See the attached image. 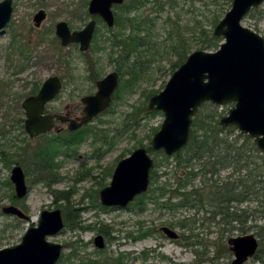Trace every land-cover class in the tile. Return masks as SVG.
I'll return each instance as SVG.
<instances>
[{
    "label": "rangeland",
    "instance_id": "374dc122",
    "mask_svg": "<svg viewBox=\"0 0 264 264\" xmlns=\"http://www.w3.org/2000/svg\"><path fill=\"white\" fill-rule=\"evenodd\" d=\"M88 1L13 0L10 22L0 31V132L3 124L15 120L19 112H23L22 101L50 76L59 75L64 87L60 95L48 104L47 111L69 112L76 117L83 114L81 97L97 90V80L115 70L120 74L119 88L110 108L81 133L79 143L72 146L61 144L50 186L32 170L36 169L35 149L46 146L51 135L30 139L26 134L29 141L25 140L24 159H28L32 166L26 173L29 186L26 198L16 197L10 179L16 163L6 166L0 158V248L19 243L26 229L36 225L42 210L60 208L63 216L67 212L70 218L77 219L78 227H66L65 221L60 234L50 237V240L66 246L59 264H103L105 258L113 263L120 256L127 264H232L234 255L227 240L253 233L260 245L261 237L257 231L260 229L258 226L264 224V205L259 207L257 202L249 203L253 210L262 212L257 211L247 222L246 228L251 226L248 232L236 229L232 235L226 232V238L220 239L222 232L211 215L203 211L196 213L195 209L186 207L173 213L161 204L165 197L156 199L160 205L149 201L144 206L132 204L126 209H103L99 198L100 189L110 183L118 161L137 147L149 148L163 123L164 114L149 111L147 106L150 97L164 89L181 65L178 54L165 48L171 43L169 32L177 30L174 37L179 36L183 41L187 55L197 49L215 51L222 43V37H218L221 41L216 49H204L202 46L214 35L216 25L230 10L232 2L147 0L142 9L123 16H147L150 23L154 21L156 26L151 29L152 39L161 44L140 47L141 55L134 57V62H126L119 57L123 47L112 41L114 34H119L122 39L128 37L131 31L127 25L117 24L108 28L98 19L91 46L85 52L80 51L79 44H61L55 32L56 24L66 21L71 30L82 29L92 18L87 9ZM40 9L46 10L47 17L37 27L33 17ZM115 11L119 13V10ZM242 23L264 36V3L257 10L252 9ZM144 33L140 31L141 35ZM214 105L218 106L221 119L234 104ZM211 109L212 106L206 104L199 111L203 115ZM66 131L62 136L69 139ZM235 138V135L231 136V139ZM241 141L238 139V144ZM150 154L159 174V180L153 187L181 183L188 185L187 190L191 185L199 184L200 178H180L183 171H175L173 158L166 160L163 151L152 150ZM232 171V168L225 169L220 175L225 178ZM63 193L66 200L61 199ZM13 196L18 200L13 201ZM10 204L21 208L30 220L4 213L3 206ZM246 205L244 203L241 207ZM192 216L197 218L193 228L183 227L189 224L187 218ZM163 226L176 230L178 238L167 237L161 231ZM102 227L109 230V237L101 232ZM98 234L105 237L106 247L102 250L94 243ZM252 258L245 264H253Z\"/></svg>",
    "mask_w": 264,
    "mask_h": 264
},
{
    "label": "water",
    "instance_id": "95a60500",
    "mask_svg": "<svg viewBox=\"0 0 264 264\" xmlns=\"http://www.w3.org/2000/svg\"><path fill=\"white\" fill-rule=\"evenodd\" d=\"M123 0H91L89 11L99 15L109 27L115 26L114 4ZM264 0H233L232 6L214 29V35L223 41L215 51L197 49L173 72L166 86L152 95L147 109L161 111L164 120L154 134L151 148L172 156L189 142L192 123L199 107L205 102L217 105L233 103L220 119L223 126H235L241 133L254 139L264 153V36L243 25V19L252 9L260 7ZM12 0L0 2V30L12 15ZM46 18L41 9L34 17L39 26ZM96 28L92 19L83 29L72 31L68 23L56 25L61 44L79 43L80 51L89 50ZM119 85V74L108 73L96 82L94 94L82 98L83 115L70 119L69 129L75 130L104 113L111 105L113 94ZM63 87L59 76H50L36 94L22 101L26 114L25 129L30 136L54 129V120L66 121L64 115L46 113V105L54 100ZM155 159L145 146L135 148L121 159L113 172L110 183L99 191L103 206H127L137 196L148 192ZM16 197L28 193L26 175L22 166L15 164L11 170ZM4 213L29 221L30 216L14 204L5 205ZM65 228L60 208L41 211L36 225L29 226L19 243L0 248V264H59L66 246L50 240ZM161 231L171 239H177L176 230L163 226ZM234 255L232 264H245L259 248V240L253 233L230 237L227 240ZM98 248L106 246L103 235L95 238Z\"/></svg>",
    "mask_w": 264,
    "mask_h": 264
},
{
    "label": "trees",
    "instance_id": "16d2710c",
    "mask_svg": "<svg viewBox=\"0 0 264 264\" xmlns=\"http://www.w3.org/2000/svg\"><path fill=\"white\" fill-rule=\"evenodd\" d=\"M227 1L232 2L233 0ZM146 3L147 0H126L124 6L120 7L122 10L117 15L116 25H127L131 33L126 39H122L119 34H114L112 42H118L117 46L123 47L119 52V57L123 61L134 62L133 58H138L141 55L140 47L151 43L155 46L161 44L152 39L153 31L151 29L156 26L154 21L150 23L147 16L133 15L128 18L123 16V14L128 15L142 9ZM257 9H253V11ZM173 30L177 32L176 29ZM140 31L145 33L141 35ZM175 32H169L171 43L166 44L165 48L177 53L178 63L182 64L188 56L187 50L179 36L178 38L174 37ZM219 41L221 39L213 35L207 43L203 44L202 48L216 49ZM37 90L34 89L32 93H36ZM206 104H210L212 109L209 110V113H203L202 115L199 109ZM200 107L193 118L192 132L188 144L172 156L165 154L166 160L173 158L174 164L172 167L175 168V171H183V176L179 174L180 178L186 176L192 177V180L200 178L199 184H193L187 190L188 185L181 183L176 186L163 184L153 187V184H157L159 180L158 171L154 168L151 173V185L148 192L139 195L135 199V204L144 206L151 201L160 205L156 199L165 197L161 204L173 213L182 207L195 209L196 213L203 211L205 214L211 215V219L220 227L222 232L220 239H225L224 234L226 232H229L230 235L236 229L241 230L243 233L248 232L251 226L246 228L247 222L252 219L257 211L262 212L261 210H253L248 205L250 202H257L259 207L264 205V153L258 149L254 140L247 134L241 132L236 134L235 132L238 129L235 126L225 127L220 124L222 114L219 112L218 106L212 104V102H205ZM87 128L89 127L85 126L78 131L70 132L71 139L69 140L63 138L62 134H45L42 136L51 135L52 138L46 146L41 145L35 149L37 161L36 164H33L36 169L32 171L36 173L40 180L45 181L50 186V177L54 174L55 159L61 144L72 146L79 143L81 133ZM0 134L2 138L0 141V146H2L0 148V158L2 162L6 166L13 163L20 164L23 167L25 166L28 171L31 170V163L28 159H24V152L29 138L24 132L23 112H19L15 120H9L8 123L3 124ZM233 135H235V139H231ZM238 139L243 140V142L241 141L238 144ZM149 150L152 151L153 149L149 147ZM229 168H232L233 171L227 177L222 178L221 172ZM62 195L61 199L66 200L64 193ZM11 199L13 201L18 200L15 196ZM56 199H58V195H56ZM244 203H247V205L241 207ZM69 216H71L69 213H64L66 227H78L77 219ZM187 221L189 224H184L183 227L191 229L197 223V218L195 216L188 217ZM103 228L100 229L101 232L109 237V230ZM258 229L257 235L261 237L260 245L252 261L253 264H264V224L259 225ZM124 260L120 256L112 263L105 258L103 264H127Z\"/></svg>",
    "mask_w": 264,
    "mask_h": 264
},
{
    "label": "flooded vegetation",
    "instance_id": "af4514ba",
    "mask_svg": "<svg viewBox=\"0 0 264 264\" xmlns=\"http://www.w3.org/2000/svg\"><path fill=\"white\" fill-rule=\"evenodd\" d=\"M2 1H4V0H2ZM2 1H0V2H2ZM90 1H91V0L88 1V8H87V9H88V13H89L90 15H92V18L88 21V23H89L92 19L96 20V28H95L94 35H95V33H96V29H97V20H98V19H99L100 21H102L103 23H105V26H107L108 28H112V27H109V26L107 25V23H106V22H105V21H104L99 15H93V14L90 13V11H89V3H90ZM12 2H13V0H12ZM125 2H126V0H123L122 3H120V4H114V5L112 6V10H113L114 15H115V25H116L117 15H118V13H117V11H115V9L119 10V13H120L121 10H122L121 8L124 6ZM120 7H121V8H120ZM12 8H13V4H12ZM255 9H256V8H255ZM40 10H41V9H40ZM40 10H38V12H39ZM43 10H45V9H43ZM38 12H36V14H37ZM45 12H46V10H45ZM12 13H13V9H12ZM36 14H35V15H36ZM35 15H34V17H35ZM11 17H12V15H11ZM34 17H33V20H34ZM46 17H47V12H46ZM10 19H11V18H10ZM45 19H46V18H45ZM45 19H44V20H45ZM44 20H43V21H44ZM43 21H42V22H43ZM9 22H10V20H9ZM9 22H8V23H9ZM34 22H35V20H34ZM42 22H41V24H42ZM59 22H61V21H59ZM59 22H58V23H59ZM65 22H66V21H65ZM8 23H7V24H8ZM88 23H87V24H88ZM7 24H6V26H7ZM41 24H40V25H41ZM87 24H86V25H87ZM35 25H36V22H35ZM40 25H39V26H40ZM56 25H57V24H56ZM86 25H85V26H86ZM6 26H5V27H6ZM36 26H37V25H36ZM39 26H37V27H39ZM68 26H69V25H68ZM85 26H84V27H85ZM5 27H4V28H5ZM84 27H83V28H84ZM4 28H2V29H4ZM69 28H70V27H69ZM83 28H82V29H83ZM2 29H1V30H2ZM1 30H0V31H1ZM80 30H81V29H80ZM72 31H74V30H72ZM55 32H56V30H55ZM56 35H57V34H56ZM94 35H93V38H94ZM93 38H92V40H93ZM60 41H61V39H60ZM91 43H92V41H91ZM70 44H73V43H70ZM70 44H69V45H70ZM76 44H79V43H76ZM63 46H64V45H63ZM66 46H68V45H66ZM79 49H80V48H79ZM81 52H82V51H81ZM115 71H116V70H115ZM116 72L119 74L118 71H116ZM53 76H54V75H53ZM55 76H59V75H55ZM59 77H60V76H59ZM60 78H61V77H60ZM103 78H104V77H103ZM101 79H102V78H101ZM61 80H62V78H61ZM99 80H100V79H99ZM119 80H120V74H119ZM97 81H98V80H97ZM97 81H96V82H97ZM62 83H63V87H64V82H63V80H62ZM42 84H43V83H42ZM41 86H42V85H41ZM41 86H40V88H41ZM63 87H62L61 91L63 90ZM96 87H97V86H96ZM40 88H39V89H40ZM118 88H119V85H118L117 89L115 90V92H114V94H113V100H114V98H115V95H116V93H117ZM39 89L37 90V92L39 91ZM61 91H60V93H61ZM37 92H36V93H37ZM95 92H96V91H95ZM95 92H94V93H95ZM36 93H32V94H36ZM60 93H59L58 95H60ZM94 93H93V94H94ZM32 94H30V95H32ZM58 95H57V97H58ZM87 95H90V94H87ZM85 96H86V95H85ZM57 97H56V98H57ZM83 97H84V96H83ZM83 97H81V102H82V98H83ZM56 98H55V99H56ZM55 99H54V100H55ZM54 100L50 101L49 103L53 102ZM113 100H112V102H113ZM49 103H47V105H46V109H45V112H46V113H50V112L47 111V106H48ZM82 103H83V102H82ZM111 104H112V103H111ZM83 105L85 106L84 103H83ZM110 106H111V105H110ZM21 107H22V103H21ZM109 108H110V107H109ZM109 108H108V109H109ZM22 109H23V108H22ZM108 109H107V110H108ZM83 110H84V108H83ZM107 110H106V111H107ZM23 114H25L24 109H23ZM50 114H59V113H50ZM59 115H64V116L66 117L67 120L64 121V122H62L61 120L55 119V120H54V129H53V130H51V131H49V132H47V133H41V134L36 135V136H30V135L28 134V132L26 131V129H25V119H26V114H25V117H24V130H25L26 134L28 135V137H29L30 139H32V138H37V137L40 138V137H42V136L45 135V134H63L66 130H67L66 132H68V134H69L70 132H75V131H78V130L82 129V128L85 127V126H88V127H89V124H90V123L96 118V117H95L92 121H90V122L87 123V124L82 125V126L79 127L78 129L71 130V129H69L70 119H77L78 117H81L83 114H82L81 116H76V117L72 116L69 112H66L65 114H59ZM100 115H101V114H100ZM97 117H98V116H97ZM60 125H61V126H60ZM62 125H63V126H62ZM69 135H70V134H69ZM69 139H71V136H70ZM69 139H67V140H69ZM68 146H71V145H68ZM150 147H151V146H150ZM148 150H149V148H148ZM160 151H162V150H160ZM149 152H151V151L149 150ZM131 153H132V152H131ZM131 153H130V154H131ZM130 154H129V155H130ZM129 155H128V156H129ZM57 157H58V154L56 155L55 163H56ZM126 157H127V156H126ZM124 158H125V157H124ZM122 159H123V158H122ZM120 160H121V159H120ZM120 160H119V161H120ZM119 161H118V162H119ZM117 164H118V163H117ZM18 165H20V164H18ZM20 166H22V165H20ZM116 166H117V165H116ZM22 168H23V170H24V167H23V166H22ZM25 170H26V171H25ZM25 170H24V172H25V175H26V173H28V170H27V168H25ZM114 170H115V169H114ZM152 171H153V170H152ZM113 172H114V171H113ZM151 173H152V172H151ZM112 175H113V173H112ZM26 182H27V175H26ZM27 185H28V183H27ZM150 185H151V184H150ZM106 186H107V185H106ZM104 187H105V186H104ZM149 188H150V187H149ZM28 192H29V186H28ZM27 195H28V193H27ZM27 195H26V196H27ZM26 196H25L24 198H26ZM137 197H138V196H137ZM137 197H136V198H137ZM99 198H100V194H99ZM136 198H135V199H136ZM22 199H23V198H22ZM135 199H134L133 201H131V202H130L127 206H125V207H123V206H103L102 204H101V205L103 206V207H102L103 209H108V208H118V209H119V208H123V209H126V208H130V205H132V204L134 205V204H135ZM100 203H101V202H100ZM21 210H22V209H21ZM22 211H23V210H22ZM23 212H24V211H23ZM16 217H17V216H16ZM98 235H100V234H98ZM98 235H97V236H98ZM101 235H103V234H101ZM103 236H104V235H103ZM95 238H96V237H95ZM104 239H105V237H104ZM94 243H95V239H94ZM105 244H106V242H105ZM105 247H106V246H105ZM105 247H104V248H105ZM96 248H98V247L96 246ZM104 248H98V249H99V250H102V249H104Z\"/></svg>",
    "mask_w": 264,
    "mask_h": 264
}]
</instances>
